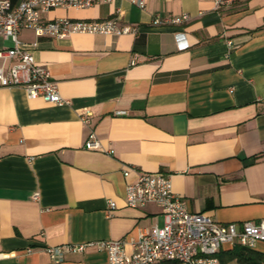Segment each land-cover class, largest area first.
Listing matches in <instances>:
<instances>
[{
    "label": "crops",
    "instance_id": "1",
    "mask_svg": "<svg viewBox=\"0 0 264 264\" xmlns=\"http://www.w3.org/2000/svg\"><path fill=\"white\" fill-rule=\"evenodd\" d=\"M118 10L136 32H18L68 103L0 85V264H107L103 249L64 246L130 240L163 224L156 204L125 202L137 171L169 173L187 209L218 222L264 218V0H97L41 15L93 20ZM155 14L188 17L155 25ZM12 45L0 34V48ZM90 130L100 150L84 147ZM49 246H62L60 258ZM238 247L222 244L217 264H264V241L246 247L244 261Z\"/></svg>",
    "mask_w": 264,
    "mask_h": 264
},
{
    "label": "built area",
    "instance_id": "2",
    "mask_svg": "<svg viewBox=\"0 0 264 264\" xmlns=\"http://www.w3.org/2000/svg\"><path fill=\"white\" fill-rule=\"evenodd\" d=\"M97 0H0V34L12 40L10 47L0 48V85L21 86L29 98L42 97L45 100L66 104L68 100L59 93L57 82L46 67L36 62L31 50L18 38L21 28H30L37 36L53 38L65 37L71 33H128L136 32L138 27L129 23H118L116 16L108 19H73L59 17L50 20L42 18V12L56 6L84 8ZM144 7V0H130ZM235 0H214L215 8L231 4ZM187 14L176 17L152 16V23L164 25L178 23ZM179 33H177L178 35ZM33 43L32 45H34ZM186 44L180 45L184 48ZM15 59L10 65L7 62ZM80 119L88 123L91 111L84 108ZM84 147L100 150L101 146L93 130H90ZM128 174V170L124 171ZM35 192L33 197L37 198ZM125 202L130 207H143L156 204L163 214L162 225H151L141 229L136 238L101 239L64 248L83 250L103 249L107 252V264H217L216 253L224 243L237 242L242 247H251L256 241H264V218L259 221L218 222L202 212H191L185 201L172 189L169 173L160 171H137L136 178L125 185ZM109 209L115 207L108 201ZM130 244L127 253L125 245ZM61 247H47L54 258L61 256ZM4 254L0 253V256Z\"/></svg>",
    "mask_w": 264,
    "mask_h": 264
},
{
    "label": "trees",
    "instance_id": "3",
    "mask_svg": "<svg viewBox=\"0 0 264 264\" xmlns=\"http://www.w3.org/2000/svg\"><path fill=\"white\" fill-rule=\"evenodd\" d=\"M248 249H246V247H238L236 248V250L233 252V256L237 257L238 260L240 261H244V260H248L249 257L247 256L246 253H248Z\"/></svg>",
    "mask_w": 264,
    "mask_h": 264
}]
</instances>
